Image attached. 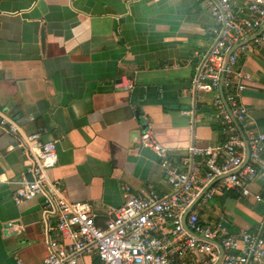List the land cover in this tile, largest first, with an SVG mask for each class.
<instances>
[{
    "label": "crops",
    "instance_id": "0c3cea01",
    "mask_svg": "<svg viewBox=\"0 0 264 264\" xmlns=\"http://www.w3.org/2000/svg\"><path fill=\"white\" fill-rule=\"evenodd\" d=\"M247 3L232 0L241 18L249 16ZM212 25L209 0H0V114L56 144L49 177L69 202L96 213L100 227L122 205L121 186L171 191L157 156L140 146L142 116L175 163L191 145L224 142L211 121L214 93L190 91ZM238 68L251 77L240 95L249 113L242 130L262 134L264 45L241 53ZM128 83L131 92L122 89ZM193 107L194 120L182 114ZM24 158L0 128V176L9 182L0 183V264H39L46 222L56 225L55 217L44 218L42 198L14 203L18 183L30 180ZM247 189V196L232 191L196 205L200 221L222 218L232 234L255 231L264 218V169Z\"/></svg>",
    "mask_w": 264,
    "mask_h": 264
},
{
    "label": "built area",
    "instance_id": "2783aa9c",
    "mask_svg": "<svg viewBox=\"0 0 264 264\" xmlns=\"http://www.w3.org/2000/svg\"><path fill=\"white\" fill-rule=\"evenodd\" d=\"M246 10L249 16L241 18L233 10L232 0H209L213 40L199 54L190 84L192 95L214 93L216 110L211 121L219 128L224 142L215 147L191 145L188 156L175 163L156 141L152 123L142 116L140 146L157 156L171 191L163 195L154 191L135 193L129 186H121L122 205L108 212L103 227L97 224L96 213L81 203L69 202L60 182L49 177L58 160L56 144L43 142L41 132L24 134L13 120L0 114V128L17 140L25 156L24 174L30 177L18 183L14 203L40 197L44 218H56L54 227L46 222L47 253L39 264H94V259L99 264L261 263L264 218L255 231L232 234L222 218L202 222L194 209L232 191L247 196L248 184L264 169V133L245 134L242 130L249 113L240 95L251 77L238 68L241 53L249 46L264 45V0H248ZM251 38L249 43L235 48ZM133 88L132 83L122 86L126 92ZM196 113V107L182 112L193 120ZM246 147L248 160L243 165ZM201 165L204 171L199 175ZM0 183L9 182L0 176ZM254 198L261 201L259 195ZM193 204L185 218L187 231L183 216ZM49 232H55V237L51 238Z\"/></svg>",
    "mask_w": 264,
    "mask_h": 264
},
{
    "label": "water",
    "instance_id": "95a60500",
    "mask_svg": "<svg viewBox=\"0 0 264 264\" xmlns=\"http://www.w3.org/2000/svg\"><path fill=\"white\" fill-rule=\"evenodd\" d=\"M251 40H252V38L246 40L245 42H243V43H241V44H239V45L236 46L235 48L239 47L240 45H243V44L249 43ZM41 45H42V47H43V45H44V40H43V38H42ZM235 48H233V49L229 52L228 56L230 55V53H231ZM237 129H238V132H239L241 138H242L243 141L245 142V138H244L243 133H242L241 129L239 128V126H237ZM245 144H246V143H245ZM24 160H25V158H24ZM247 160H248V148L246 147V149H245V159H244V163H243V165L246 164ZM195 203H196V202H194V204H195ZM194 204H193V205H192V206L186 211V213H185L184 216H183V227H184L186 230H187V227H186V224H185V218H186L187 215L189 214L190 210L193 208ZM187 231H188V230H187Z\"/></svg>",
    "mask_w": 264,
    "mask_h": 264
},
{
    "label": "trees",
    "instance_id": "16d2710c",
    "mask_svg": "<svg viewBox=\"0 0 264 264\" xmlns=\"http://www.w3.org/2000/svg\"><path fill=\"white\" fill-rule=\"evenodd\" d=\"M93 263H94V264H99L98 261H97V259H94V260H93Z\"/></svg>",
    "mask_w": 264,
    "mask_h": 264
}]
</instances>
